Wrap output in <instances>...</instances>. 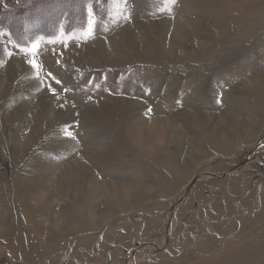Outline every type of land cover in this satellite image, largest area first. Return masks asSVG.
I'll return each instance as SVG.
<instances>
[{
    "label": "rangeland",
    "instance_id": "obj_1",
    "mask_svg": "<svg viewBox=\"0 0 264 264\" xmlns=\"http://www.w3.org/2000/svg\"><path fill=\"white\" fill-rule=\"evenodd\" d=\"M37 1L0 0V264H264V0Z\"/></svg>",
    "mask_w": 264,
    "mask_h": 264
},
{
    "label": "bare ground",
    "instance_id": "obj_2",
    "mask_svg": "<svg viewBox=\"0 0 264 264\" xmlns=\"http://www.w3.org/2000/svg\"><path fill=\"white\" fill-rule=\"evenodd\" d=\"M229 1V0H228ZM232 1V0H231ZM238 2V1H237ZM243 2V1H242ZM247 2V1H246ZM240 3V2H239ZM244 3H245V0H244ZM247 4H248V2H247ZM240 6V5H239ZM178 26V25H177ZM180 26V25H179ZM177 28V27H176ZM132 29V28H131ZM194 33V32H193ZM102 43L105 45V43H104V41H102ZM1 45V44H0ZM106 48H102V50H106V52L107 53H109V55L112 53L113 54V52H115L116 53V50H117V48L116 47H108V46H105ZM0 52H1V50H0ZM99 54H100V52H98ZM15 70V69H14ZM260 75V74H259ZM259 78V77H258ZM263 80V79H262ZM258 84V83H257ZM48 91V90H47ZM49 91H51V90H49ZM52 94H54L53 92H52ZM48 98V97H47ZM49 99H50V97H49ZM64 106V105H63ZM71 107V106H70ZM223 115V116H222ZM222 115H220L219 116V121H217V123L215 124V130H213V132H215V135L217 134H219V132L220 131H223V130H230V131H232V133L231 134H235L236 132L235 131H233L232 130V127H235L236 128V130L238 131V133H239V135L241 136V135H243V136H245V134H244V131L245 130H252L253 131V129H255V127H257V125H258V123H256V122H253L251 119H249L247 122H246V127L245 128H243L242 127V123H241V118H239V117H237L233 112H227V113H224V114H222ZM197 116V115H196ZM210 119H213V118H210ZM245 120V119H244ZM257 125H256V124ZM197 124V123H196ZM195 125V124H194ZM212 125V124H211ZM170 125H168L167 123H165V126H164V131H172V128L171 127H169ZM231 127V128H230ZM230 128V129H229ZM230 131H228V132H230ZM246 136H248L247 134H246ZM218 137L220 138V140H224V142H227V140H228V138H227V136L226 135H218ZM130 189V188H129ZM135 194V193H134ZM40 199V198H39ZM40 201V200H39ZM58 223V222H57ZM56 224V223H55Z\"/></svg>",
    "mask_w": 264,
    "mask_h": 264
},
{
    "label": "trees",
    "instance_id": "obj_3",
    "mask_svg": "<svg viewBox=\"0 0 264 264\" xmlns=\"http://www.w3.org/2000/svg\"><path fill=\"white\" fill-rule=\"evenodd\" d=\"M52 0H41V2H38L39 4H37V6L35 4H33L32 6H30L29 8H26V9H20L19 11H13V12H9V17H13V16H19L20 19H25L27 17H31V16H34L38 11V9L43 6L44 4H47L48 2H50ZM86 3L85 1L83 2L82 0H77V8H78V11L80 12L81 9H85L86 10ZM86 12V11H85ZM39 13V12H38ZM8 14V13H7ZM78 21H82L83 23L85 22L84 19H78ZM76 22V25H77V21ZM21 23V22H20ZM21 25V24H20ZM56 26V25H55ZM55 26H53L52 29L50 30H47L46 32H48L46 34V36H49L52 34V32L54 31L55 29ZM21 29V27H20ZM20 29L17 31V33H20ZM24 31V30H23ZM14 34V33H13Z\"/></svg>",
    "mask_w": 264,
    "mask_h": 264
},
{
    "label": "snow or ice",
    "instance_id": "obj_4",
    "mask_svg": "<svg viewBox=\"0 0 264 264\" xmlns=\"http://www.w3.org/2000/svg\"><path fill=\"white\" fill-rule=\"evenodd\" d=\"M116 2H117V6L119 5V3H125V5H126L127 0H116ZM171 2L174 3L175 0H171ZM0 35H5V33L0 32ZM36 47H37V45L34 44V45H33V48L35 49ZM10 54H11V53H10ZM30 63L32 64V66H33L34 68L40 69V67H41V66H40L39 64H37L35 61H30ZM49 75H51V74L49 73ZM57 83H59V81H57ZM67 134L70 136V135H71V132H68Z\"/></svg>",
    "mask_w": 264,
    "mask_h": 264
},
{
    "label": "water",
    "instance_id": "obj_5",
    "mask_svg": "<svg viewBox=\"0 0 264 264\" xmlns=\"http://www.w3.org/2000/svg\"><path fill=\"white\" fill-rule=\"evenodd\" d=\"M200 176H196L194 180L187 187V194L190 191L191 187L199 180Z\"/></svg>",
    "mask_w": 264,
    "mask_h": 264
}]
</instances>
